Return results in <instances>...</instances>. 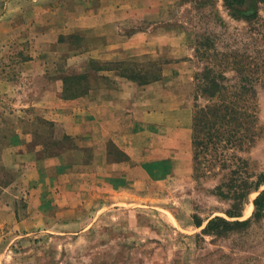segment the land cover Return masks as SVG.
<instances>
[{"label":"rangeland","instance_id":"1","mask_svg":"<svg viewBox=\"0 0 264 264\" xmlns=\"http://www.w3.org/2000/svg\"><path fill=\"white\" fill-rule=\"evenodd\" d=\"M166 2L160 13L173 24L174 33H182L183 52L189 50L193 56L184 57L189 61V73L179 78L171 77L168 82L179 85L176 89L183 96L190 95L194 114V105L211 103L201 96L194 101L195 76L206 67L226 76L223 84L228 87L227 91L219 93L212 102L236 107L254 123L257 138L239 147H230L224 138L218 148L208 147L206 157L210 165L195 164V171V151L191 143L176 158L177 168L166 173L167 178L160 184H155L156 180L151 178L149 184L135 186L127 193H110L101 200L92 197L76 209L62 211L52 203V197H46L47 189L44 191L47 194H34L37 190L34 184L41 181L44 184L45 172L41 173L31 162L29 153L23 157L18 154L28 152L32 144L39 143L44 148L43 155L55 156L62 149L72 147L73 140L64 136L56 138V129L47 120L48 111L41 108L32 114L37 116L35 124L24 122L22 126L38 137L28 138L29 144L23 143L25 139L20 143L14 137V113L22 109L23 117L27 118L36 108L14 105L12 91L0 93V264H264V212L256 219L252 216V202L264 190V185L244 200L240 217L226 214L234 211L229 190L222 189L227 195L221 196L216 191L217 186L228 181V169L240 160L247 166L248 174L264 173V79L262 71L252 72L264 70V6L256 0H245L240 6L229 9L223 6V0ZM54 3L57 4L52 10ZM81 5L82 2L72 0H40L33 7L24 6L27 13L30 9L35 11V15L30 12L29 17L31 14L37 16L38 31L47 36L40 41H37L38 36L36 40L25 41L28 33L22 31V41L17 45L8 38L6 45L0 43V62L22 66L32 49L44 53L41 67L54 71L53 77L67 80L68 90L61 92L66 97L87 94L99 78L94 74L98 69L116 71L121 77H132L138 82L160 78L159 69L167 60L157 59L156 50H170L155 44L148 46L146 55L136 56L125 50L120 54L124 60L115 62L88 57L94 50L95 35L89 33L84 41L78 26L64 19L74 16L72 13L77 14ZM253 13L256 17L247 22L245 19ZM85 17H81L84 19L81 24L89 26L91 21ZM50 22L57 25L68 22L66 33H59V28H52ZM148 29L149 26L137 23L124 28L123 33L131 36ZM110 30L103 29V36H108ZM55 38L57 42L53 44ZM231 54L248 58L250 68L245 78L254 91L249 99H241L235 93L233 86L238 85V78L231 70ZM21 77L20 93L26 101L31 92L30 77ZM45 79L46 76L40 77L39 85H35L40 93L47 86ZM19 97L20 94L16 99ZM202 126L204 123L198 128ZM196 133L197 150L200 151L208 138L203 132ZM221 145L224 147L220 148ZM210 151H213L212 156H209ZM220 154L226 157L223 169L219 166L222 162L217 164ZM29 215L32 218L26 217ZM214 217L229 222L248 221V224L220 228L218 235L204 233L207 222Z\"/></svg>","mask_w":264,"mask_h":264},{"label":"crops","instance_id":"2","mask_svg":"<svg viewBox=\"0 0 264 264\" xmlns=\"http://www.w3.org/2000/svg\"><path fill=\"white\" fill-rule=\"evenodd\" d=\"M39 1L0 0V43L6 45L9 43L7 39L11 38L12 43L17 45L22 41V31L28 33L25 41L36 40V36L40 41L47 36V33L38 31L40 24L37 16L31 14L29 17V13L35 15V11L30 9L27 13L28 10H24L27 4L33 7ZM72 1L82 2V9L78 15L72 13L77 18L70 16L64 19L78 26L84 41L89 33L95 35L94 50L88 57L115 62L124 60L120 54L125 50L136 56L146 55L151 44L167 48L170 52L156 50L157 59L168 61L162 63L159 69L160 78L140 83L130 77H121L116 71L98 69L94 72L99 77L94 86L80 97L61 94L64 88L62 77L55 78L54 71L41 67L42 52L36 53L32 49L22 66H7L0 62V93L12 91L14 105L36 108L30 111L31 115L27 118L23 117L25 113L22 109L14 113V137L20 143L25 139V144L30 143L28 138L38 137L22 126L24 122L35 124L37 116L32 114L42 108L48 111L47 120L58 134L55 137L64 136L73 140L72 147L62 149L55 156L43 155L45 151L39 143L32 144L28 152L18 154L23 157L29 153L31 162L41 173L45 172V182L34 184L37 189L34 194H47L44 192L47 189L49 193L46 197H52V203L62 211L76 209L92 197L101 200L110 193H127L135 186L149 184L151 178L156 180L155 184H160L167 178L166 173L177 168L175 160L182 150L192 143L190 95L183 96L176 89L179 85L168 82L171 77L179 78L189 73V61L184 57L189 58L192 54L189 50L183 52L182 33H174L173 24L160 13L168 0ZM85 16L91 21L89 26L81 24ZM137 23L149 26L148 31L131 36L123 33L124 28ZM49 25L47 23L46 26ZM67 25L68 22L53 23L52 28L58 27L59 33H66ZM107 28L111 29L109 35L103 36V29ZM52 42H57V38ZM82 57L87 58L84 54ZM24 75L30 77L31 89L26 101L20 93L21 76ZM42 76H46L47 86L40 93L37 86ZM18 94L20 97L16 99ZM51 137L54 139V136ZM30 193L32 195L33 191ZM26 217L32 218L31 215Z\"/></svg>","mask_w":264,"mask_h":264},{"label":"trees","instance_id":"3","mask_svg":"<svg viewBox=\"0 0 264 264\" xmlns=\"http://www.w3.org/2000/svg\"><path fill=\"white\" fill-rule=\"evenodd\" d=\"M245 0H223V6L226 9L231 8L234 5L240 6L244 3ZM259 4L264 6V0H256ZM256 13L248 16L245 20L248 22L249 18H255ZM232 62H231V70L236 74L238 78V85L233 86L235 93L239 94L241 99H249L250 94L252 95L254 91L252 88L248 87L246 83V71L250 68L248 64V58L245 56H239L237 54H231ZM258 71L263 72L264 79V70H252L253 73ZM259 76V75H258ZM132 78V77H131ZM134 79V78H132ZM156 78H154L155 80ZM195 81L197 84L196 93L194 96V101H197L199 96L204 98V100L210 104L206 105H194V114H193V134H192V145L194 146V171L196 170V165L199 164H208V158L206 157V152L208 147L211 146L212 149L218 148V144H221V141L225 138L227 141L226 144H229L230 147L233 145L242 146L249 143L254 142L256 137V132L253 129L254 123L248 121L247 117L236 110V107H231L229 104L225 103H214L212 102L214 97H216L221 92L227 91V86L223 84V82L227 79L226 76L222 74L216 73L213 68H204L200 73L195 76ZM135 80V79H134ZM153 80V81H154ZM148 81H152L149 78L144 81H139L140 83H147ZM198 81V83H197ZM63 91L68 90L67 80L63 81ZM66 97V96H65ZM248 108V107H247ZM246 108V109H247ZM248 110V109H247ZM240 114H243L240 116ZM242 118V122L241 121ZM212 119V120H211ZM216 119V120H215ZM254 119V118H253ZM252 119V120H253ZM202 128H198L199 124H203ZM203 132L207 136L206 142L203 143V146L200 148L201 150H197V146L199 143L196 142L197 133ZM202 144V143H200ZM224 146L221 145L220 148ZM235 148V147H234ZM206 149V150H204ZM209 152V151H208ZM213 155V151H210ZM221 157L219 160V166L223 169L226 168L223 162L226 159L225 155H219ZM216 159V157L214 158ZM247 166L244 164L242 160H240L239 164H236L232 169H228L229 178L226 183H223L216 187L217 194L227 195L222 192V189H228L229 197L232 200L231 208L234 210L233 212H227L226 214L229 217H240L241 216V207L244 203V200L251 194L257 192L264 185V173L257 175H250L247 172ZM226 197V196H224ZM253 213L252 216L256 219L262 216L264 212V190L260 191L253 200ZM248 221L242 222H229L220 217H214L210 219L207 224L204 233L209 235H218L220 233V228H225L226 226H244L247 225ZM201 224H198L200 226Z\"/></svg>","mask_w":264,"mask_h":264}]
</instances>
